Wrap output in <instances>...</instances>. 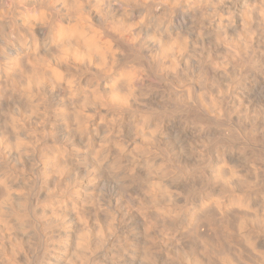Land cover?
<instances>
[{
	"label": "bare ground",
	"instance_id": "obj_1",
	"mask_svg": "<svg viewBox=\"0 0 264 264\" xmlns=\"http://www.w3.org/2000/svg\"><path fill=\"white\" fill-rule=\"evenodd\" d=\"M0 264H264V0H0Z\"/></svg>",
	"mask_w": 264,
	"mask_h": 264
}]
</instances>
